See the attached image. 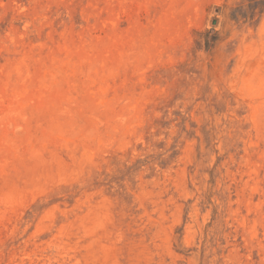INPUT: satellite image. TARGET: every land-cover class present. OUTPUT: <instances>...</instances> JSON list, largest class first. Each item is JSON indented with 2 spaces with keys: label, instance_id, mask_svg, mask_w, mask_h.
Listing matches in <instances>:
<instances>
[{
  "label": "rangeland",
  "instance_id": "rangeland-1",
  "mask_svg": "<svg viewBox=\"0 0 264 264\" xmlns=\"http://www.w3.org/2000/svg\"><path fill=\"white\" fill-rule=\"evenodd\" d=\"M0 264H264V0H0Z\"/></svg>",
  "mask_w": 264,
  "mask_h": 264
}]
</instances>
